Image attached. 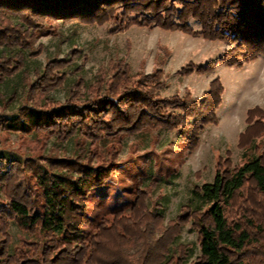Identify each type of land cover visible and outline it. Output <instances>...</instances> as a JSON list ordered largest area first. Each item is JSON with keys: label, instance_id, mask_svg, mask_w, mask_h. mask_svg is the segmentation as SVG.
Wrapping results in <instances>:
<instances>
[{"label": "trees", "instance_id": "16d2710c", "mask_svg": "<svg viewBox=\"0 0 264 264\" xmlns=\"http://www.w3.org/2000/svg\"><path fill=\"white\" fill-rule=\"evenodd\" d=\"M59 20L111 23L113 33L159 26L230 45L217 60L190 65L187 73H209L217 65L240 69L264 54V0H0V84L21 72L27 87L18 114L0 115V131L59 142L35 157L0 151V264H264V109L246 111L241 165L218 157L213 181L194 188L172 223L163 225L140 188L131 201L104 204L101 215L93 214L92 196L120 169L126 136L175 129L195 148L203 126L218 122L223 87L215 78L200 101L190 93L163 97L161 70L131 74L128 63L112 60L94 83L79 76L65 101H58L52 92L64 86L68 69L81 72L75 61L81 53L50 59L35 79L28 59L43 51L39 39L57 32ZM16 99L14 90L0 102ZM76 136L77 151L70 155L62 143ZM237 205L240 213L230 217ZM12 220L34 239L10 253ZM190 221L198 232L193 259L194 245H174Z\"/></svg>", "mask_w": 264, "mask_h": 264}, {"label": "rangeland", "instance_id": "374dc122", "mask_svg": "<svg viewBox=\"0 0 264 264\" xmlns=\"http://www.w3.org/2000/svg\"><path fill=\"white\" fill-rule=\"evenodd\" d=\"M194 26L200 28L195 22ZM113 28L111 23L88 25L59 20L57 32L39 39L37 46L42 45L43 51L28 59V71L31 79H35L36 69L43 70L50 59H70L80 52L75 61L81 66V72L78 74L68 69V80L64 86L52 92L53 97L61 102L65 101L79 76L88 83H94L100 67L108 66L112 60L128 63L131 74L140 70L146 74L161 70L165 82L160 90L163 97L190 93L200 101L210 82L219 79L223 93L221 104L215 111L218 122L203 126L198 132L195 148L175 129L147 130L126 136L119 149L120 169L106 189L92 196L90 210L93 214L101 215L104 211L102 205L112 208L129 202L134 190L140 188L145 191V203L151 210L163 215V225L167 226L181 213L196 186L213 181L218 157L228 156L232 166L241 165L242 150L238 140L247 125L246 111L256 105L264 109V54L240 69L217 65L209 73H187L186 68L190 65L217 60L230 45L159 26H132L117 33L112 32ZM26 88L21 72L0 84V98L5 99V103L14 90L17 93V99L11 104L0 102V115L12 117L18 114ZM38 95L44 98L43 92H38ZM81 97L84 101V95ZM42 103L49 105L46 99ZM189 133L190 129L187 128L185 134ZM77 141L79 136L63 142L64 151L75 154ZM54 143H59L54 136L45 141L43 134L0 131V151L26 158L48 153ZM239 208L240 205H237L229 209V216L240 213ZM7 232L10 236V253L25 239H34L13 220ZM178 244L195 246V254L191 259L198 255V232L192 221L180 228L174 240V245Z\"/></svg>", "mask_w": 264, "mask_h": 264}]
</instances>
